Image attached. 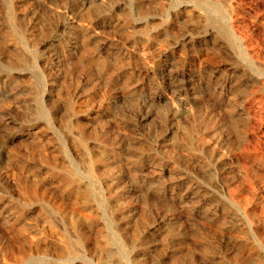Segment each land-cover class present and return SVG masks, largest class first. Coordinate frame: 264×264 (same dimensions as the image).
I'll return each mask as SVG.
<instances>
[{
  "label": "rangeland",
  "instance_id": "1",
  "mask_svg": "<svg viewBox=\"0 0 264 264\" xmlns=\"http://www.w3.org/2000/svg\"><path fill=\"white\" fill-rule=\"evenodd\" d=\"M0 264H264V0H0Z\"/></svg>",
  "mask_w": 264,
  "mask_h": 264
},
{
  "label": "bare ground",
  "instance_id": "2",
  "mask_svg": "<svg viewBox=\"0 0 264 264\" xmlns=\"http://www.w3.org/2000/svg\"><path fill=\"white\" fill-rule=\"evenodd\" d=\"M72 178V177H71ZM111 240V239H110ZM118 242V241H117ZM114 243V242H113ZM69 244V243H68ZM70 251V250H69ZM73 253H76V251H74ZM69 256V255H68ZM75 258V257H74ZM24 263V262H23Z\"/></svg>",
  "mask_w": 264,
  "mask_h": 264
}]
</instances>
